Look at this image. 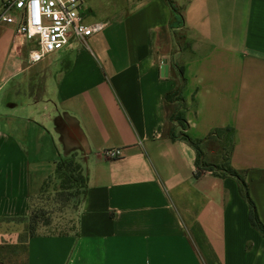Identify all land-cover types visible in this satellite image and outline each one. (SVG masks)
Returning a JSON list of instances; mask_svg holds the SVG:
<instances>
[{
	"label": "crops",
	"instance_id": "1",
	"mask_svg": "<svg viewBox=\"0 0 264 264\" xmlns=\"http://www.w3.org/2000/svg\"><path fill=\"white\" fill-rule=\"evenodd\" d=\"M108 6L115 21L84 17L106 26L36 63V44L0 23V264H264L239 181L197 175L164 102L182 68L188 134L220 162L232 130L230 165L264 224V0ZM73 155L88 176L76 231L30 238L55 162Z\"/></svg>",
	"mask_w": 264,
	"mask_h": 264
},
{
	"label": "trees",
	"instance_id": "2",
	"mask_svg": "<svg viewBox=\"0 0 264 264\" xmlns=\"http://www.w3.org/2000/svg\"><path fill=\"white\" fill-rule=\"evenodd\" d=\"M172 8L175 10L173 6ZM185 83L186 79L184 77L183 69L178 68L177 85L174 90L168 92L164 96V102L168 110V122L170 123L167 133L168 137L173 141L182 140L196 150L197 175H200L202 172L209 171L216 177H231L239 181L241 191L250 204L251 224L264 236V224L260 221L256 208L249 197L248 187L244 176L235 170L229 162L230 153L234 145V135L232 130H218L216 132L218 133L221 131V133L224 135V139L221 141H216V145H214V150L219 149L224 154V157L223 154H219L221 159L220 162H210L208 159H206V156H204L201 149L203 140H195L188 134L189 126L185 118V111L187 110L188 106L185 98L183 97ZM53 180L59 183V189L56 192L54 202L58 203L59 197L60 199H64V201L67 203L72 202L73 207H77L79 210V207L83 203L88 192V176L76 155H73L69 158H61L55 162L54 173L46 180L42 195L44 194L48 184ZM40 214H42V212L34 210V208L31 211L29 225L27 228L28 236L30 238L38 234L37 227L41 218Z\"/></svg>",
	"mask_w": 264,
	"mask_h": 264
},
{
	"label": "built area",
	"instance_id": "3",
	"mask_svg": "<svg viewBox=\"0 0 264 264\" xmlns=\"http://www.w3.org/2000/svg\"><path fill=\"white\" fill-rule=\"evenodd\" d=\"M84 0H6L0 7V23L17 24L18 34L33 41L36 48L29 59L36 63L63 50L71 38L81 40L99 33L105 23L87 25L83 16ZM19 12L16 18L12 12ZM114 157L115 152H108Z\"/></svg>",
	"mask_w": 264,
	"mask_h": 264
},
{
	"label": "rangeland",
	"instance_id": "4",
	"mask_svg": "<svg viewBox=\"0 0 264 264\" xmlns=\"http://www.w3.org/2000/svg\"><path fill=\"white\" fill-rule=\"evenodd\" d=\"M86 1L87 0H84L83 5ZM108 1L110 0H93V3L96 6H92V12L89 11L86 13L83 6L82 11L84 13V17L86 18V22L91 24L99 21H115L117 19V10L110 8L108 6ZM218 150L215 149V152ZM217 153L223 154L220 150ZM58 189L59 183L53 180L48 184L44 194L41 195L39 203H36L34 206V210L42 212V214H40L41 218L37 227L38 234H66L76 231L78 208L73 207L72 202L67 203L64 199H60L59 197L58 203H55L54 198Z\"/></svg>",
	"mask_w": 264,
	"mask_h": 264
},
{
	"label": "water",
	"instance_id": "5",
	"mask_svg": "<svg viewBox=\"0 0 264 264\" xmlns=\"http://www.w3.org/2000/svg\"><path fill=\"white\" fill-rule=\"evenodd\" d=\"M162 73L165 77L168 76V65L166 60L164 61V64L162 66Z\"/></svg>",
	"mask_w": 264,
	"mask_h": 264
}]
</instances>
